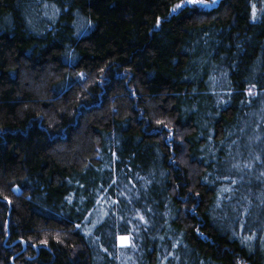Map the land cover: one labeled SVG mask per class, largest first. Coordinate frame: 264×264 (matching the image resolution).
I'll return each mask as SVG.
<instances>
[{"label":"trees","instance_id":"trees-1","mask_svg":"<svg viewBox=\"0 0 264 264\" xmlns=\"http://www.w3.org/2000/svg\"><path fill=\"white\" fill-rule=\"evenodd\" d=\"M260 2L0 0V264H264Z\"/></svg>","mask_w":264,"mask_h":264},{"label":"rangeland","instance_id":"rangeland-1","mask_svg":"<svg viewBox=\"0 0 264 264\" xmlns=\"http://www.w3.org/2000/svg\"><path fill=\"white\" fill-rule=\"evenodd\" d=\"M217 1V0H216ZM214 3L212 2V0H207V2L205 4H201V5H197L199 8H208L210 7L211 5H213ZM264 13V0H261L260 2V7L259 8H256L255 5L252 6L251 8V20L252 21H255L258 19V17ZM122 238H125V237H120L118 239V242L119 244H121L122 246H125L128 244V239L126 238V240H122Z\"/></svg>","mask_w":264,"mask_h":264},{"label":"snow or ice","instance_id":"snow-or-ice-1","mask_svg":"<svg viewBox=\"0 0 264 264\" xmlns=\"http://www.w3.org/2000/svg\"><path fill=\"white\" fill-rule=\"evenodd\" d=\"M206 2L207 0H182V3L177 4L175 8L172 9V11L175 12L177 9H181L188 5H201L205 4ZM212 2L215 3L216 0H212ZM157 23H159V21ZM249 94H251V92ZM122 240H126V238H122Z\"/></svg>","mask_w":264,"mask_h":264}]
</instances>
